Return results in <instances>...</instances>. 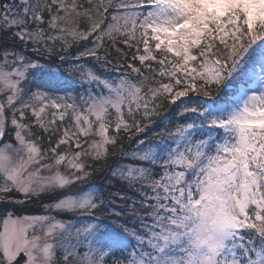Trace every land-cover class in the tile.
<instances>
[{
	"label": "snow or ice",
	"instance_id": "6c2138e0",
	"mask_svg": "<svg viewBox=\"0 0 264 264\" xmlns=\"http://www.w3.org/2000/svg\"><path fill=\"white\" fill-rule=\"evenodd\" d=\"M105 38L118 77L87 66ZM157 101L173 126L123 149ZM103 169L124 191L70 190ZM41 196L0 217V264H264V0L0 3V203Z\"/></svg>",
	"mask_w": 264,
	"mask_h": 264
},
{
	"label": "trees",
	"instance_id": "16d2710c",
	"mask_svg": "<svg viewBox=\"0 0 264 264\" xmlns=\"http://www.w3.org/2000/svg\"><path fill=\"white\" fill-rule=\"evenodd\" d=\"M1 2H5V0H1ZM78 4L83 5L85 8H89L91 4H89L87 2V0H79ZM109 12H111V9H109ZM110 15L108 17V19H110ZM81 27L83 29H86L89 26V22L83 21L81 20ZM103 27V25L101 26ZM89 41H91L93 39V37H89L88 38ZM118 39H122V38H118ZM84 43H87V41H80L78 43H73L70 47L66 46L63 47L65 49L64 51V55L71 61L74 62H79L76 61V58L74 56H68V53H76L78 48L81 47ZM56 50L52 53V55L58 56L60 55V49L59 48H55ZM117 49H120L121 52H127L128 53V59L125 60L123 59L120 54L116 51ZM105 50L108 51L109 55L107 56L108 61H110V63L112 65H115L114 68H105L103 66H101L97 61L91 59V58H87V66L88 67H94V69L98 72L103 74V76H114L115 74H122L123 71L127 70V64L132 63L131 61V52L128 51L127 48L124 47V45L122 43H117L115 46H112L111 42L108 41L107 38H105L103 47L99 50L100 51V55L103 56ZM55 63L59 64L61 63L59 60H56ZM138 66V65H137ZM68 65L65 64L64 68L67 69ZM133 76L135 74H132ZM213 95H216V93L214 92ZM207 99V98H205ZM174 105H170L167 101H163L161 107L159 108V114H157V116L155 117V119H153L152 121L149 122V127L146 128L144 133H140L139 135L136 134L135 129H132V131L128 132V133H122V137H121V145L123 147V149L127 150V149H135L136 148V141L138 139L141 138H147L149 140H154L157 137L154 135V132H160L163 128L165 127H170L173 125H168L165 123H162V121H165V119L167 118L168 120H174L175 119V113H173L172 109L174 108ZM129 137H131V139H129ZM8 140L11 141V133H9V135L6 137ZM46 138V136H45ZM110 160H115V157H110ZM120 162H127L126 160H121ZM96 168H100V164L99 163H95L93 165ZM91 171V169H89ZM159 171V170H157ZM108 175V171L107 169H103L102 171H97L95 172L92 177L86 181L84 184H78V185H74L72 189H70L71 191H78L81 188L87 187L89 184H95L97 185V187L104 189V191L106 193H111L114 192L116 190H120V191H124L123 186L120 184L119 181H117L115 178H109V179H105V177H107ZM128 195H134L133 193H127ZM15 198L17 200H24L21 198L20 194H14ZM51 199L50 196H41L39 198L36 197H32L29 200H27L25 203L21 204H3L0 203V217L3 216V214H5L6 212H8L9 210L14 211L17 214H25V213H36L41 211V201L47 203L49 202V200ZM65 217H69V218H75L76 215H72V216H68L65 215ZM86 220H88L87 217Z\"/></svg>",
	"mask_w": 264,
	"mask_h": 264
},
{
	"label": "rangeland",
	"instance_id": "374dc122",
	"mask_svg": "<svg viewBox=\"0 0 264 264\" xmlns=\"http://www.w3.org/2000/svg\"><path fill=\"white\" fill-rule=\"evenodd\" d=\"M8 2H11V0H8ZM67 2H68V4H71L72 3V0H67ZM76 2H77V4H78V2H79V0H76ZM0 3H2L1 2V0H0ZM96 3H97V0H92V3H91V5H90V7L89 8H93V7H95V5H96ZM81 21H79L78 22V28H79V30H81V31H83V30H85V29H83L82 27H81V23H80ZM69 39H71L70 37H69ZM49 46L50 47H54V48H63V47H66V45H64L63 43H61L60 41H57L55 44H49ZM55 61L56 60H54V61H52L53 63H55ZM119 75H121V74H115L114 76H109L108 78H111V77H118ZM104 77H107V76H104ZM73 79H78V76H73ZM157 103L159 104V107H158V109H157V113L153 116V118H152V120L153 119H155V117L157 116V114H159V108L161 107V105H162V103L163 102H161V101H157ZM151 120V121H152ZM144 123L145 124H149V121H144ZM5 140L6 141H8V142H13L14 143V141H10V140H8L7 138H5ZM42 148H47V139L45 138L42 142ZM21 198L22 199H24V197L21 195ZM37 213V212H36ZM17 214V213H16ZM25 214H30V213H25ZM18 215H20V214H18ZM85 216H80L79 214H76V217L75 218H70V219H75V220H78L79 222H81V223H87V221L88 220H86V218H84ZM62 218H66V219H68L67 217H65V216H63ZM23 259H24V257L23 256H21L19 259H18V262H17V264H20V262L21 261H23Z\"/></svg>",
	"mask_w": 264,
	"mask_h": 264
}]
</instances>
